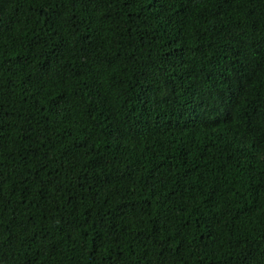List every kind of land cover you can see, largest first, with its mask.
I'll return each mask as SVG.
<instances>
[{
  "label": "trees",
  "instance_id": "trees-1",
  "mask_svg": "<svg viewBox=\"0 0 264 264\" xmlns=\"http://www.w3.org/2000/svg\"><path fill=\"white\" fill-rule=\"evenodd\" d=\"M0 264H264V0H0Z\"/></svg>",
  "mask_w": 264,
  "mask_h": 264
}]
</instances>
